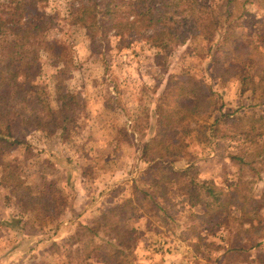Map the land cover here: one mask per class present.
I'll list each match as a JSON object with an SVG mask.
<instances>
[{"label": "rangeland", "instance_id": "obj_1", "mask_svg": "<svg viewBox=\"0 0 264 264\" xmlns=\"http://www.w3.org/2000/svg\"><path fill=\"white\" fill-rule=\"evenodd\" d=\"M70 5L69 0L39 1V9L53 18L46 36L56 46L55 53L42 54L41 71L30 79L44 87L55 110L60 104L56 99L59 93L78 94L83 107L75 122L65 124V130L59 128L63 125L59 122L57 128L49 131L28 126L15 133L23 144L11 149L10 164L29 187V195L40 197V201L27 205L15 194L10 195L1 184L6 169L0 167V264L66 263L70 246L66 248L65 244L78 225H90L104 209L132 197V182L140 181L149 167V163L139 158L140 148L153 136L155 104L168 79H191L215 91L221 109L213 113L209 123L223 113L237 114L244 118L246 129L249 126L246 117L264 115L260 91L255 95L242 92L236 78L229 77L227 82L220 83L213 75L212 61L226 58L227 49H217L219 43L211 44L205 38L206 28L190 27L191 23L182 26L180 22L178 31H186L187 40L173 48L159 65L155 50L141 40L127 47L123 45L120 50L118 39L113 37L109 44L91 43L86 30L74 23V15H68ZM244 10L236 31L258 46L256 55L261 62L254 63L251 72L264 76V6L249 2ZM212 15L213 12L203 15L202 24L206 25ZM177 20L186 18L179 16ZM231 42L228 40L224 46ZM215 68L222 72L219 64ZM260 124L256 131L264 129V119ZM236 126L221 124L222 131L215 134L194 127L195 131L189 135L194 141L171 165L174 168L191 165L192 177L197 181L212 180L221 189L248 182V192L259 198L264 195V153L257 163L249 166L241 164L238 157L249 164L253 160L251 154L264 146V135L235 133ZM182 137L184 142L189 140L186 135ZM251 139L259 146L246 141ZM52 197L58 199L57 209L41 208L43 201ZM162 204L158 209H151L150 204L142 209L152 223L147 224L142 214L134 219L139 226L133 252L139 264H264V230L260 231L263 235L260 239L250 235L237 237L240 246L258 242V247L247 252L235 250L232 238L239 231L251 229L248 220L238 227L236 221L214 216L207 226L196 216L200 212L198 207L189 210L177 198L171 205L168 202L164 210L169 219H165L166 213L159 210ZM232 213L238 215L234 208ZM94 242L100 239L94 238ZM87 262L96 264L94 260Z\"/></svg>", "mask_w": 264, "mask_h": 264}, {"label": "trees", "instance_id": "obj_2", "mask_svg": "<svg viewBox=\"0 0 264 264\" xmlns=\"http://www.w3.org/2000/svg\"><path fill=\"white\" fill-rule=\"evenodd\" d=\"M39 1L0 0V167L6 169L1 184L9 190L10 195L15 194L27 205H37L40 197L29 195V187L24 185L20 173L10 164L11 149L23 144L22 138L16 136L18 129L29 126L49 131L57 128L61 122L63 125L59 128L65 130V124L71 120L75 122L83 107L78 94L59 93L56 99L60 104L55 110L47 100L44 87L30 79L41 71L42 54L55 53L56 46V42L48 40L46 36L53 26V18L39 9ZM219 1L69 0L68 15H74V23L86 30L91 43L105 41L109 44L110 37H113L118 39L117 50H120L123 45L127 47L135 40L144 41L150 49L155 50L159 65L173 48L187 40V32L178 31L180 22L182 26L191 23L190 27L206 28L208 32L205 38L211 44L219 43L217 49H227L226 58L212 61L211 71L218 82L225 83L229 77L236 78L242 92L255 95L260 91L259 95L264 99V76L251 72L253 64L261 62L256 55L259 48L236 31L245 15L246 3H262L264 6V0ZM236 9L241 11L236 13ZM209 12L214 15L208 17L206 25L202 24L203 15ZM197 15H202L199 20H196ZM179 16L186 20H177ZM228 40L232 41L231 44L224 46ZM246 62L250 65L246 66ZM217 64L222 72L215 68ZM217 97L208 85L195 83L191 79H168L161 98L155 104L153 136L140 148L139 158L149 163L142 173L141 182H132V197L126 198L122 204L104 209L90 225H78V230L65 244L66 248L68 245L70 248L65 256L68 261L62 264H89L87 261L90 260L96 261V264H139L133 252L139 226L134 219L142 214L147 224L152 223L142 209L147 204L151 205V209H158L160 202H163L159 210H163L164 214L168 202L171 205L175 198L185 202L189 210L198 207L200 212L196 216L207 226L214 216L236 221L238 227L248 220L251 229L239 231L232 238L237 246L235 250L247 252L260 245L249 242L248 247L240 246L237 237H263L260 231L264 230V195L259 198L251 195L248 182H237L221 189L212 180L197 181L192 177L191 165L184 168L171 165V161L177 159L183 149L194 141V137L189 135L195 128L209 129L215 134L222 131L219 128L221 124H233L238 126L233 131L235 133L251 137L264 135V129L256 131L264 115L254 119L246 117L249 125L246 129L244 118L237 114L231 116L223 113L209 123L213 113L221 109ZM182 135L189 140L184 142ZM246 141L256 144L254 139ZM263 153L264 146L251 154L253 160L249 164L244 162L243 157L238 158L241 164L249 166L257 163ZM57 201L52 197L49 201H43L41 208L48 210L53 206L57 209ZM233 208L238 215L232 213ZM165 219H169L167 213ZM162 223L166 225V221ZM94 238H99L100 242L95 243Z\"/></svg>", "mask_w": 264, "mask_h": 264}]
</instances>
